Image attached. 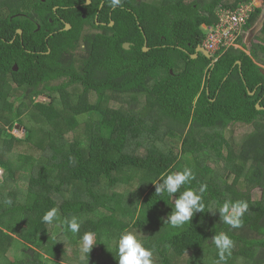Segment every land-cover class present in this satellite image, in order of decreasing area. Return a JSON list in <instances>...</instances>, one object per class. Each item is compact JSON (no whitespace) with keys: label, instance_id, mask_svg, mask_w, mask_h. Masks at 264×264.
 Masks as SVG:
<instances>
[{"label":"trees","instance_id":"16d2710c","mask_svg":"<svg viewBox=\"0 0 264 264\" xmlns=\"http://www.w3.org/2000/svg\"><path fill=\"white\" fill-rule=\"evenodd\" d=\"M251 1L0 0V264H264V27L193 58Z\"/></svg>","mask_w":264,"mask_h":264},{"label":"built area","instance_id":"2783aa9c","mask_svg":"<svg viewBox=\"0 0 264 264\" xmlns=\"http://www.w3.org/2000/svg\"><path fill=\"white\" fill-rule=\"evenodd\" d=\"M261 8L260 0H253L244 4L238 10L219 8L217 11L218 22L212 26L204 25L202 28L206 33L204 48L215 63L219 56L231 48H242L241 40L246 38L247 25L256 12Z\"/></svg>","mask_w":264,"mask_h":264},{"label":"rangeland","instance_id":"374dc122","mask_svg":"<svg viewBox=\"0 0 264 264\" xmlns=\"http://www.w3.org/2000/svg\"><path fill=\"white\" fill-rule=\"evenodd\" d=\"M260 2H261V5H262V8H264V2H263V0H260ZM262 17H263V15H262ZM261 17V18H262ZM98 32H100V31H84V36L86 37V36H88V35H91V34H93V33H98ZM248 35H249V33L246 35V41H247V39H248ZM82 41V40H81ZM252 45V44H251ZM250 45V46H251ZM243 48V47H242ZM86 53H85V51H84V47H83V42L82 43H80V46H79V48L77 49V51H74V53H73V55L76 57V60L78 61V63H79V61H80V59L85 55ZM263 66V65H262ZM264 67V66H263ZM63 81H61V80H59V81H56V83L55 84H59V83H62ZM38 101H41V102H49V99L48 98H46V97H40L39 99H38ZM85 120L86 119H83V118H81V122L83 123V122H85ZM250 127L248 126V125H246V124H236V125H231L229 128H228V133L229 134H234V132H235V134H238L239 136L241 135V134H243L247 129H249ZM13 134H15V136L16 137H18V138H23L24 137V130L20 127V125H15V130L13 131ZM237 135V136H238ZM238 136V137H239ZM3 170H1L0 169V175H3ZM252 197H253V200H255V201H258V200H260L261 199V192L259 191V190H254V191H252ZM61 233V231L60 230H55L54 231V235L55 236H58L59 234ZM91 242H93V240H90V241H88V242H85L84 244H80V246L81 245H84V246H87V245H89L88 243H91ZM25 245L22 243V242H20L19 240H15V244H14V246L12 247V249L10 250V252H9V256H10V259H25V257H26V254H25ZM82 247V246H81ZM71 261V260H70ZM74 263H76L75 261H73V263H71V264H74ZM64 264V263H63ZM65 264H68V263H65Z\"/></svg>","mask_w":264,"mask_h":264},{"label":"flooded vegetation","instance_id":"af4514ba","mask_svg":"<svg viewBox=\"0 0 264 264\" xmlns=\"http://www.w3.org/2000/svg\"><path fill=\"white\" fill-rule=\"evenodd\" d=\"M85 1V5H88V6H90V7H94L95 5H94V0H84ZM103 8V3H102V5L100 6V9H102ZM89 12V11H88ZM90 15V14H89ZM86 15H83L82 16V18L83 19H86ZM90 17V16H89ZM111 17H112V13H110V19H111ZM95 19H96V24L95 25H93L92 23H90V24H84V26H83V29L81 30V31H103V29H102V27L104 26V25H106V23H104V22H100L99 21V15L97 14V16L95 17ZM53 20H51V22H52ZM62 22L65 24L64 26V28H59L58 27V25L57 24H54L53 26H52V28H49V27H47V28H42L40 25L38 26V28L36 29V31H71L72 29H73V27L71 26V24L70 23H67L66 21H65V19L64 18H62ZM68 26H70V28L68 27ZM109 26H111V27H113L114 26V22L112 21L110 24H109ZM19 31V30H18ZM22 31V30H21Z\"/></svg>","mask_w":264,"mask_h":264},{"label":"water","instance_id":"95a60500","mask_svg":"<svg viewBox=\"0 0 264 264\" xmlns=\"http://www.w3.org/2000/svg\"><path fill=\"white\" fill-rule=\"evenodd\" d=\"M70 28V26H68ZM264 27V14L263 17L261 18V20L257 23V25L250 31L249 35H248V39L246 41V43L248 45H251L253 43V40L255 39L256 35L258 33H260L262 31ZM20 34H22L23 32L21 30L18 31ZM124 48L126 50H129L131 48V44L130 43H125L124 44ZM149 50V48H144V51L147 52ZM199 54L204 55L205 57H207L208 59H212L211 55L204 49V48H198L196 55L193 56L194 59L198 58ZM264 71V70H263ZM258 108L260 110L264 109L261 105L258 106ZM1 169V168H0ZM2 170V169H1Z\"/></svg>","mask_w":264,"mask_h":264}]
</instances>
